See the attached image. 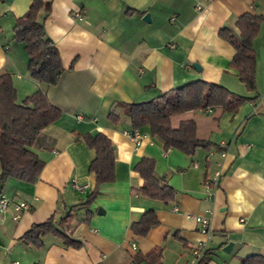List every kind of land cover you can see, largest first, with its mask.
<instances>
[{"label": "crops", "instance_id": "obj_1", "mask_svg": "<svg viewBox=\"0 0 264 264\" xmlns=\"http://www.w3.org/2000/svg\"><path fill=\"white\" fill-rule=\"evenodd\" d=\"M45 1L51 2L45 29L64 63L53 85L30 75L28 51L13 37L15 19L31 0H0V71L11 75L16 101L22 104L43 89L62 108L32 144L44 160L41 174L32 182L9 176L0 186L14 201L30 204L17 220L12 209L0 219V264H130L157 246L164 250L159 264H194L193 251L201 240L209 251L205 264H241L252 252L264 253V22L254 38L260 98L246 100L233 112L206 107L171 115L174 127L194 118L197 134L215 145L226 144L225 149L199 146L187 154L164 148L149 124L132 127L124 106L159 98L194 78L255 94L230 66L235 48L219 29L234 25L246 10L264 13V0ZM110 111L118 120L110 119ZM126 130L139 131L140 143ZM87 131H103L110 138L116 171L115 179L101 182L96 200L86 205L96 186L89 167L95 150L75 132ZM144 155L154 158L156 174L174 187L175 197L161 200L138 191L144 179L134 166ZM217 170L220 182L208 190L206 179ZM75 182L88 186L81 190ZM146 209L155 210L159 222L135 234L131 222ZM199 213L211 221L209 234L195 218ZM49 216L69 236L83 240L82 246L67 245L52 233L42 246L19 239L33 222ZM228 240L233 248L224 251Z\"/></svg>", "mask_w": 264, "mask_h": 264}, {"label": "trees", "instance_id": "obj_2", "mask_svg": "<svg viewBox=\"0 0 264 264\" xmlns=\"http://www.w3.org/2000/svg\"><path fill=\"white\" fill-rule=\"evenodd\" d=\"M51 11V2L45 0H31L25 13L16 17L12 26L13 37L24 43L28 51V70L30 75L38 82L55 84L64 71V63L58 46L45 29L44 18ZM264 22V13L261 11H244L235 20L234 25H224L219 29V34L235 48L230 66L239 70L240 80L246 84L247 89L256 91L255 94H239L231 90L221 82H211L206 79H191L181 83L177 87L164 90L159 98L137 100L124 103L125 110L130 115L133 128L142 124H149L151 132L158 135L164 141V148L170 146L181 148L187 154H193L197 147L225 149L224 145H215L211 139L200 137L197 134V123L194 118L182 119L177 127L171 124V115L181 111L192 109L221 108L225 112H233L246 100L255 102L259 99L257 91V56L254 48L261 23ZM11 75L6 71H0V186L7 177L22 179L26 182L34 181L44 167L32 144L38 139L42 130L50 125L62 114V108L53 104L47 95V91L38 89L29 94L23 101H16V88L13 85ZM258 112H251L256 115ZM110 119L118 120V115L110 111ZM248 116V117H249ZM218 120L220 114L216 115ZM243 127L236 131L241 132ZM78 140L85 141L95 150V158L91 160L89 167L96 176V186L82 204H90L96 200L101 182H112L115 179V151L110 138L103 132L92 134L90 131L75 132ZM144 179L138 191L152 198L168 200L175 197V189L172 185L162 181L155 172L154 158L144 155L134 166ZM79 204V203H76ZM87 214L92 212L87 209ZM159 218L155 210H145L136 220L131 222V228L135 234L147 233L158 224ZM52 233L70 246H82L78 237H71L67 232L58 227L53 216L46 220L35 221L29 229L25 230L19 239L26 244L42 246L44 237ZM162 246L147 250L138 260L145 259L149 264H159ZM209 251L206 250L199 262L206 263ZM241 264H264V253L252 252L243 257Z\"/></svg>", "mask_w": 264, "mask_h": 264}, {"label": "built area", "instance_id": "obj_3", "mask_svg": "<svg viewBox=\"0 0 264 264\" xmlns=\"http://www.w3.org/2000/svg\"><path fill=\"white\" fill-rule=\"evenodd\" d=\"M76 16L78 18L82 17V15L80 14H76ZM126 131L130 134L131 138L135 142H137L138 144L140 143L139 142V138H140L139 131L137 130H133V131L126 130ZM221 145H224V143H222ZM224 151L225 150H222L223 153H225ZM220 174H221L220 171L217 170L215 173H213L211 176H209L206 179L205 186L208 190L212 186L213 187L217 186L218 182H220L219 180ZM75 185H77V187H79V189L81 190L85 189L86 186H88L87 184H79L78 182H75ZM29 207H30V204L28 203V201H24V199H21L19 201H14L7 192H0V219L4 217V214L6 211H8L9 209H12L14 212L13 219L17 220L21 214V211L23 209H28ZM174 209H177V207H175ZM195 218L201 222L200 226H201L202 232L209 234L210 222H211L209 217L203 215L202 213H199V214H196ZM206 250H207L206 244L203 240H201L197 244V246L194 248L191 262L194 264H197L198 260L202 257V255H204ZM130 264H148V263L145 260L141 261L133 257L130 261Z\"/></svg>", "mask_w": 264, "mask_h": 264}, {"label": "water", "instance_id": "obj_4", "mask_svg": "<svg viewBox=\"0 0 264 264\" xmlns=\"http://www.w3.org/2000/svg\"><path fill=\"white\" fill-rule=\"evenodd\" d=\"M144 19H150V15H149V12H147L146 14H145V16H144ZM194 65L199 69L200 68V66L198 65V63L197 62H194ZM233 241H231V240H228L223 246H222V248L224 249V251L226 250V251H229L230 249H232L233 247Z\"/></svg>", "mask_w": 264, "mask_h": 264}, {"label": "rangeland", "instance_id": "obj_5", "mask_svg": "<svg viewBox=\"0 0 264 264\" xmlns=\"http://www.w3.org/2000/svg\"><path fill=\"white\" fill-rule=\"evenodd\" d=\"M0 192H2V191H0Z\"/></svg>", "mask_w": 264, "mask_h": 264}]
</instances>
